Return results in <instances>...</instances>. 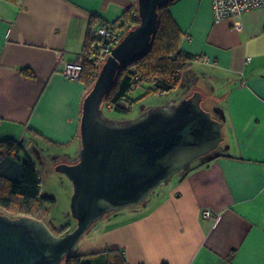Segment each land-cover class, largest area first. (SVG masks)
I'll return each mask as SVG.
<instances>
[{"label": "crops", "instance_id": "crops-1", "mask_svg": "<svg viewBox=\"0 0 264 264\" xmlns=\"http://www.w3.org/2000/svg\"><path fill=\"white\" fill-rule=\"evenodd\" d=\"M136 4L0 0V141L16 140L30 155L42 142L61 150L81 142L87 86L62 74L65 63L77 60L102 23L120 26ZM169 11L184 33L181 49L197 57L188 81L199 72L217 84L224 147L145 205L109 216L86 262L114 264L105 245L126 264H264V7L220 22L211 0H177Z\"/></svg>", "mask_w": 264, "mask_h": 264}, {"label": "water", "instance_id": "water-1", "mask_svg": "<svg viewBox=\"0 0 264 264\" xmlns=\"http://www.w3.org/2000/svg\"><path fill=\"white\" fill-rule=\"evenodd\" d=\"M176 1L138 0L140 24L112 49L84 99L79 156L74 164L56 166L74 186L76 227L56 236L37 219L0 212V264H62L105 216L145 205L161 186L224 143L223 121L203 108L199 92L179 103L143 107L127 120L105 113L120 70L150 51L160 7Z\"/></svg>", "mask_w": 264, "mask_h": 264}, {"label": "trees", "instance_id": "trees-1", "mask_svg": "<svg viewBox=\"0 0 264 264\" xmlns=\"http://www.w3.org/2000/svg\"><path fill=\"white\" fill-rule=\"evenodd\" d=\"M171 5L159 9V26L150 51L120 70L104 101L109 111L131 113L138 101L131 95L139 87L145 90L144 96L169 95L177 91L184 75L193 67L197 57L181 49L184 33L169 11ZM119 24L113 26L126 27L125 34L140 24L138 4L123 15ZM94 38V34H89L88 44L93 43ZM100 69L95 59H89L85 64L80 80L87 86V94L93 88ZM42 184L38 165L25 147L13 139L0 141V212L14 218L26 216L37 219L56 236H63L70 228L66 227L59 233L50 222L48 208L56 200L43 195ZM115 251L114 264H126L122 253ZM87 258L85 255H70L62 264H88Z\"/></svg>", "mask_w": 264, "mask_h": 264}, {"label": "rangeland", "instance_id": "rangeland-1", "mask_svg": "<svg viewBox=\"0 0 264 264\" xmlns=\"http://www.w3.org/2000/svg\"><path fill=\"white\" fill-rule=\"evenodd\" d=\"M104 64L105 63H103V65ZM202 71H204V69ZM188 74L184 75L183 82L181 83V86L177 91H174L169 95H143L144 97L138 99V101L134 105L132 112L129 114L114 113L112 111H109V109L104 106L105 113L111 119L127 120L140 115L143 107H155L163 106L165 104L171 105L179 103L180 101L193 96L195 92H199L203 96V108L206 111L211 112L214 118L222 119L219 117V114L214 112V105L216 104V95L218 93L217 84L209 78L205 79V74L199 72L195 78H191L190 81H188ZM189 84L190 87L188 88L187 85ZM144 93V89L140 88L135 91L134 94L131 95V97L135 98V94H137L138 96ZM62 147L69 148L68 150H61L59 149V147L56 148L55 145H49L42 142L31 149V157L37 163L42 178L43 195L52 197L56 200L55 203L49 206L48 211L50 222L55 227V229L58 230L59 233L64 231L66 227L70 228V231L73 230L77 225V221L71 215V200L74 193L73 183L67 176L58 173L56 171V166L61 163L74 164L81 150V142L79 141L73 147ZM223 147L224 143H222L218 147V149L213 151L211 155H215L216 152L222 151ZM114 214L117 213L107 215L98 223H96L83 236L77 248L72 252V255H79L81 253H94L96 251H99L97 249H99L100 246L97 245V242L101 241L100 237L106 230V226L108 224L107 220L109 216H112ZM103 248L105 249V254H115L117 252L115 250H111V248H107L105 245ZM87 257L91 258L93 257V254H87Z\"/></svg>", "mask_w": 264, "mask_h": 264}, {"label": "built area", "instance_id": "built-area-1", "mask_svg": "<svg viewBox=\"0 0 264 264\" xmlns=\"http://www.w3.org/2000/svg\"><path fill=\"white\" fill-rule=\"evenodd\" d=\"M213 5V15L217 22L224 20L236 21L245 13L264 7V0H211ZM238 31L243 30L240 21L234 23ZM93 43L87 45L80 56L74 62L65 63L62 74L70 80H80L85 64L89 59H95L97 66L102 67L103 63L112 55V49L120 44L125 33L115 28L112 24H101L95 31ZM209 62L208 59H204ZM137 81L139 78L136 79ZM142 87L137 88L135 91ZM212 212L205 211L204 217L211 218Z\"/></svg>", "mask_w": 264, "mask_h": 264}, {"label": "flooded vegetation", "instance_id": "flooded-vegetation-1", "mask_svg": "<svg viewBox=\"0 0 264 264\" xmlns=\"http://www.w3.org/2000/svg\"><path fill=\"white\" fill-rule=\"evenodd\" d=\"M217 119H219V118H217ZM76 162V161H75Z\"/></svg>", "mask_w": 264, "mask_h": 264}]
</instances>
